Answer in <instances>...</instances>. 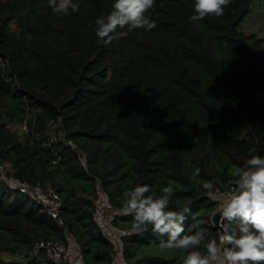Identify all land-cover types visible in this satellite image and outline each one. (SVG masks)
Returning a JSON list of instances; mask_svg holds the SVG:
<instances>
[{"label":"trees","instance_id":"obj_1","mask_svg":"<svg viewBox=\"0 0 264 264\" xmlns=\"http://www.w3.org/2000/svg\"><path fill=\"white\" fill-rule=\"evenodd\" d=\"M252 1L231 0L224 15L193 22L194 0H155V29L118 28L105 47L95 21L114 0H73L79 12L68 15L48 0H0V159L61 201L54 218L0 177V264H57L34 249L70 238L85 264H114L94 217L98 185L127 264H183L186 255L160 247L151 225L132 231L123 193L138 184L157 196L171 184L169 210L191 209L185 234L200 228L219 240L211 193L234 184L251 155L264 157L261 40L242 30Z\"/></svg>","mask_w":264,"mask_h":264},{"label":"clouds","instance_id":"obj_2","mask_svg":"<svg viewBox=\"0 0 264 264\" xmlns=\"http://www.w3.org/2000/svg\"><path fill=\"white\" fill-rule=\"evenodd\" d=\"M231 0H194V14L190 21L199 22L207 16L220 17ZM155 0H114L112 11L96 19V43L107 47L118 38L117 29L151 31L157 27L151 18ZM54 13L68 15L79 12L73 0H48ZM254 151V150H253ZM200 169L194 170L199 175ZM234 190L220 205L219 240L208 239L203 229L185 234L184 223L191 212L189 207L169 210L175 189L171 184L160 188V195L152 193L149 184L125 190L123 212L132 215V231L142 234L151 231L160 237L159 245L166 249H180L186 255L183 264H264V157L251 155L244 168L235 173ZM205 190L214 188L213 181H205ZM167 237V239H164ZM205 252L199 250L205 242Z\"/></svg>","mask_w":264,"mask_h":264},{"label":"built area","instance_id":"obj_3","mask_svg":"<svg viewBox=\"0 0 264 264\" xmlns=\"http://www.w3.org/2000/svg\"><path fill=\"white\" fill-rule=\"evenodd\" d=\"M3 67L6 62H2ZM70 145L74 146L72 142ZM13 167L10 163L0 159V177L14 184V187L30 197L35 203L40 204L54 218H58L61 201L51 187L43 188L38 184H30L26 181L13 177ZM234 190V184H231L224 190L217 188L211 193L214 200L217 201V209L227 198L229 192ZM112 206L106 191L101 185H98L95 199L94 217L104 234L112 241L114 245V264H127L123 256L122 230L114 225L111 220ZM45 249L48 256L57 264H85L83 254L73 239H68L67 243L59 240H45L37 243L34 251Z\"/></svg>","mask_w":264,"mask_h":264},{"label":"rangeland","instance_id":"obj_4","mask_svg":"<svg viewBox=\"0 0 264 264\" xmlns=\"http://www.w3.org/2000/svg\"><path fill=\"white\" fill-rule=\"evenodd\" d=\"M242 30L246 34H254L261 40L260 61L264 67V0H253L251 9L242 23ZM264 102V91L261 93ZM12 129L23 136L28 134L27 125L24 123H11ZM55 133L54 130H52Z\"/></svg>","mask_w":264,"mask_h":264},{"label":"water","instance_id":"obj_5","mask_svg":"<svg viewBox=\"0 0 264 264\" xmlns=\"http://www.w3.org/2000/svg\"><path fill=\"white\" fill-rule=\"evenodd\" d=\"M211 220H212L213 225L219 230V228H218V222L220 220V210L216 211L213 214Z\"/></svg>","mask_w":264,"mask_h":264}]
</instances>
